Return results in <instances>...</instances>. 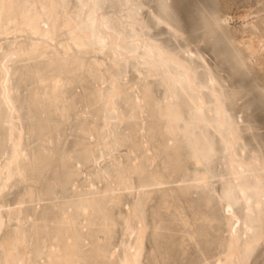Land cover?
Wrapping results in <instances>:
<instances>
[{"label": "bare ground", "instance_id": "obj_1", "mask_svg": "<svg viewBox=\"0 0 264 264\" xmlns=\"http://www.w3.org/2000/svg\"><path fill=\"white\" fill-rule=\"evenodd\" d=\"M146 1L0 0V264H250L262 248L264 155L236 151L209 62ZM242 27L250 57L264 18Z\"/></svg>", "mask_w": 264, "mask_h": 264}, {"label": "rangeland", "instance_id": "obj_2", "mask_svg": "<svg viewBox=\"0 0 264 264\" xmlns=\"http://www.w3.org/2000/svg\"><path fill=\"white\" fill-rule=\"evenodd\" d=\"M174 1V8H171L170 0H147L146 2L148 5H152L155 13L166 22L172 23L174 21L170 15L172 12H175L178 16L176 19L178 24L175 27L179 35L183 39L190 41L193 48L209 62L213 74L222 87V90H219V92L222 91L225 95V105L229 113L234 117L232 126L237 129V135L242 139V143L245 146L240 143L241 141H238L236 151L240 153V149H244L247 152L246 158L248 160H250V149L254 150L256 155L263 156L264 34L255 43V53L250 57L244 55L238 47L234 35L245 31L242 25L246 20H251L256 15L264 18V0H260L259 3L256 0ZM231 2H233V6H230L227 10L224 9V4ZM257 11L260 13L257 14ZM220 12L225 14L227 28H220L216 24L215 15ZM169 17L172 18L170 19ZM160 32V28H151L148 30L149 35L155 37H159ZM10 54L8 55L10 56ZM191 66L197 77L195 84L199 87L204 86L203 78L207 80L208 70L202 62L195 61ZM26 89V86H22L21 90L24 95ZM211 107V104L206 106L202 116L208 121L209 126L214 127L216 131L218 130L220 132L215 135L214 139L216 153H219L221 149L223 150L219 138L224 132L223 129H217L216 125L210 121V112L208 109H211ZM239 116L241 118H238ZM35 187L39 188V185H35ZM248 194L252 195L253 190L249 191ZM233 207L240 216V203H235ZM148 245L146 243L147 252L150 250L148 248L150 245ZM160 251L164 253L163 246L160 247ZM179 260L182 263L184 257H180ZM171 262L175 263L176 261L171 259ZM250 264H264V243Z\"/></svg>", "mask_w": 264, "mask_h": 264}]
</instances>
